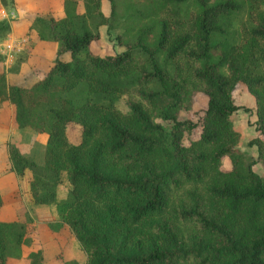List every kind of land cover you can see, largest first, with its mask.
I'll return each instance as SVG.
<instances>
[{
    "label": "trees",
    "instance_id": "16d2710c",
    "mask_svg": "<svg viewBox=\"0 0 264 264\" xmlns=\"http://www.w3.org/2000/svg\"><path fill=\"white\" fill-rule=\"evenodd\" d=\"M101 1L62 0L61 17L33 19L29 48L57 45L40 78L0 54V123L45 135L41 163L7 146L10 169L30 173L31 203L54 205L48 227L68 229L84 264H264V0H106L107 15ZM99 26L119 28L123 50L93 52ZM8 30L0 21V38ZM238 85L256 117L254 159L236 147L231 116L249 111ZM197 93L198 120L180 118ZM30 220H0V264H42Z\"/></svg>",
    "mask_w": 264,
    "mask_h": 264
},
{
    "label": "rangeland",
    "instance_id": "374dc122",
    "mask_svg": "<svg viewBox=\"0 0 264 264\" xmlns=\"http://www.w3.org/2000/svg\"><path fill=\"white\" fill-rule=\"evenodd\" d=\"M101 9L106 15L108 14L109 6L106 0L101 1ZM119 31V28H113L106 31L105 26H99V37L92 43L91 50L101 55L123 50V47L117 43V40L114 37ZM5 37L6 35L1 37L0 42L3 41ZM31 38L32 36H29L24 47L19 52L15 53V55H12L10 59L7 60L4 58L3 62H6L7 67L11 66L14 62H18L21 57L26 58V62L28 63L29 61L31 64H36L40 59V63L37 64L39 67H35L38 70V73L46 70V68L51 65V62L48 60L50 54L47 49H40L38 55L30 54L32 47L29 48L28 41ZM34 76L32 75V78ZM29 78L30 77L23 79L24 82L22 81V83H29V80H27ZM233 99L236 104L249 108V111L237 109L231 116L232 125L239 133L236 147L246 158L254 159L256 158L255 147L247 145V141L256 135V132L253 129V122L256 119L254 108L248 94L241 85H238L237 88L233 90ZM203 103L202 95L197 93L194 95L193 108L189 110H180L179 117L197 121L201 109L203 108ZM125 104L126 96L120 95L117 100V106L120 109H125ZM197 130V128L194 129L190 135L184 137L183 143L187 144V141L190 138L197 137ZM66 135L69 141L77 142L79 137L78 127L74 124L69 125L66 129ZM2 137L7 139L6 142L3 143V145L5 144L6 146V150L7 146L11 144L14 145L22 155H25L38 163L42 162L45 139L44 134H38L30 128H20L15 131L0 132V139ZM1 144L2 143H0V149ZM229 165L228 159L224 158L222 166L227 168ZM253 168L257 172H261V163H255ZM29 179L30 173L27 170H25L21 176H17L10 169L8 155L7 159L3 157V155L0 156V191L4 200V206L2 209L0 207V220L24 222L27 218L31 219L30 221L35 225L42 249V264H61L63 259H75L79 264H84L85 253L68 229L60 227L57 230H51L48 227L49 222H55L57 219L54 205H34L31 203L28 191ZM67 189L68 183L64 175H62L61 182L57 187V199L64 197ZM14 200L18 201V204L16 203L13 205L12 201ZM13 206L16 207L13 209ZM6 264H27V262L24 259L12 258L8 259Z\"/></svg>",
    "mask_w": 264,
    "mask_h": 264
},
{
    "label": "crops",
    "instance_id": "0c3cea01",
    "mask_svg": "<svg viewBox=\"0 0 264 264\" xmlns=\"http://www.w3.org/2000/svg\"><path fill=\"white\" fill-rule=\"evenodd\" d=\"M0 8L9 11L10 10L14 11V18L5 21L9 25V30L5 34L6 37L7 36L21 37L26 35H27L26 38H28L29 36L31 37L32 35L28 31V28L34 18L45 17L49 15L56 18L62 16V0H0ZM56 46H57L56 42L54 41H36L32 46L30 54L38 55L40 49H47L48 53L50 54L48 60L49 62H52V59L54 58V54L56 51ZM39 63H40V59L36 62V64H31L28 61L29 67H31L30 68L31 74L33 76L35 75L34 76L35 78H40L48 69L47 67L46 70L38 73V70L35 67H39L37 65ZM3 64L6 68L7 67L6 62H3ZM22 129H28V128H22ZM15 130L17 129L12 128L10 125L0 123V132L15 131ZM0 140H1L0 143H2L0 149V156L3 155V157L7 159V150L5 148L6 146L5 144L3 145V143L6 142L7 139L2 137ZM0 195L2 198V205H1V209H2V207L4 206V200L1 191H0ZM16 203L18 204V201L16 200L12 201L13 205H15ZM15 207L16 206H13V209Z\"/></svg>",
    "mask_w": 264,
    "mask_h": 264
},
{
    "label": "built area",
    "instance_id": "2783aa9c",
    "mask_svg": "<svg viewBox=\"0 0 264 264\" xmlns=\"http://www.w3.org/2000/svg\"><path fill=\"white\" fill-rule=\"evenodd\" d=\"M14 18L13 10H5L0 8V21H8ZM27 42L26 36L14 37L7 36L6 39L0 42V53L7 60L19 52Z\"/></svg>",
    "mask_w": 264,
    "mask_h": 264
}]
</instances>
